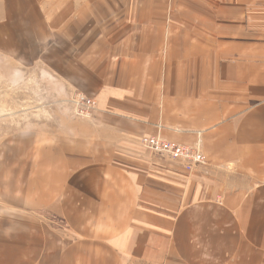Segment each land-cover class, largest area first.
<instances>
[{
	"label": "crops",
	"instance_id": "1",
	"mask_svg": "<svg viewBox=\"0 0 264 264\" xmlns=\"http://www.w3.org/2000/svg\"><path fill=\"white\" fill-rule=\"evenodd\" d=\"M17 68L96 105L0 116V264H264V0H0Z\"/></svg>",
	"mask_w": 264,
	"mask_h": 264
},
{
	"label": "rangeland",
	"instance_id": "2",
	"mask_svg": "<svg viewBox=\"0 0 264 264\" xmlns=\"http://www.w3.org/2000/svg\"><path fill=\"white\" fill-rule=\"evenodd\" d=\"M19 70L11 71L15 74L0 73V116L7 114L26 123H51L60 115L79 117L77 95L70 89L59 84L44 69Z\"/></svg>",
	"mask_w": 264,
	"mask_h": 264
},
{
	"label": "built area",
	"instance_id": "3",
	"mask_svg": "<svg viewBox=\"0 0 264 264\" xmlns=\"http://www.w3.org/2000/svg\"><path fill=\"white\" fill-rule=\"evenodd\" d=\"M77 114L88 116L95 107L96 101L93 98L78 95L75 100ZM143 147L150 149L158 157L178 161L183 163L187 168H193L206 162V156L199 144L187 145L167 140L161 136H143L140 139Z\"/></svg>",
	"mask_w": 264,
	"mask_h": 264
}]
</instances>
